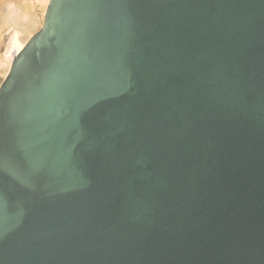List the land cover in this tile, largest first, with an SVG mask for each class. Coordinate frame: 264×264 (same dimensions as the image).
Here are the masks:
<instances>
[{
  "label": "water",
  "instance_id": "water-1",
  "mask_svg": "<svg viewBox=\"0 0 264 264\" xmlns=\"http://www.w3.org/2000/svg\"><path fill=\"white\" fill-rule=\"evenodd\" d=\"M0 264H264V0H50L0 88Z\"/></svg>",
  "mask_w": 264,
  "mask_h": 264
},
{
  "label": "rangeland",
  "instance_id": "rangeland-1",
  "mask_svg": "<svg viewBox=\"0 0 264 264\" xmlns=\"http://www.w3.org/2000/svg\"><path fill=\"white\" fill-rule=\"evenodd\" d=\"M11 2L15 5L11 6ZM50 1L43 4L41 0H0V85L4 83L11 71L12 62L17 53L10 52L7 45L13 32L22 34L25 45L44 25ZM13 56L15 58H13ZM13 58L8 70L4 68L6 58Z\"/></svg>",
  "mask_w": 264,
  "mask_h": 264
},
{
  "label": "bare ground",
  "instance_id": "bare-ground-1",
  "mask_svg": "<svg viewBox=\"0 0 264 264\" xmlns=\"http://www.w3.org/2000/svg\"><path fill=\"white\" fill-rule=\"evenodd\" d=\"M42 1V3L43 4H46L48 1H50V0H41ZM21 36H22V34L20 33V32H18V31H15V32H13L12 33V35L10 36V39H9V42H7L8 43V45H7V48L8 49H6V50H9L10 52H16L17 54L16 55H14L15 57L25 48V44H24V42L21 40ZM13 56V58H15ZM13 58L11 59V58H9V57H7L6 58V62H5V64H3L4 65V68H6L7 70H8V68H9V66H10V64H11V62H12V60H13ZM15 60V59H14ZM12 65H13V62H12ZM12 67V66H11ZM10 69V68H9Z\"/></svg>",
  "mask_w": 264,
  "mask_h": 264
},
{
  "label": "built area",
  "instance_id": "built-area-1",
  "mask_svg": "<svg viewBox=\"0 0 264 264\" xmlns=\"http://www.w3.org/2000/svg\"><path fill=\"white\" fill-rule=\"evenodd\" d=\"M10 4H11V6H14L15 5V3L14 2H11V1H10ZM0 88H1V85H0Z\"/></svg>",
  "mask_w": 264,
  "mask_h": 264
}]
</instances>
